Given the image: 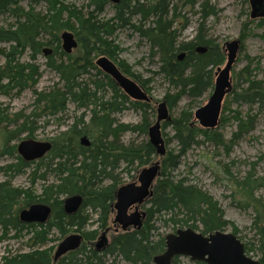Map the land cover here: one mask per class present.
<instances>
[{
  "label": "trees",
  "instance_id": "obj_1",
  "mask_svg": "<svg viewBox=\"0 0 264 264\" xmlns=\"http://www.w3.org/2000/svg\"><path fill=\"white\" fill-rule=\"evenodd\" d=\"M84 1L86 6L79 8L61 0H0V14H9L15 20L11 27L0 28V44L10 46L0 49V57L4 58L0 66V97L15 98L30 90L34 99L29 113L10 114L0 103V141L4 145L0 157L13 158L12 163L0 167L8 179L0 183V244L9 239L11 233H14L13 239L21 238L24 233L30 236L29 252L12 256L7 252L0 264H156L155 257L163 255L167 249L168 236L158 234L156 218L173 227V232L190 228L209 235L231 228L240 239L239 229L224 219L219 202L188 179L176 178L174 172L193 147L214 145L230 157L239 141L253 132L258 115L252 112L253 107L264 111V79L255 76L251 67L253 59H248L246 68L234 75L236 83L232 76L233 90L227 98L232 95L234 104L247 105L250 111L242 116L239 111L228 108L225 101L219 127L230 121L237 125L227 141L219 128L209 131L201 127L195 121L194 111L200 98L209 92L212 95L218 68L227 61L225 47L208 37L206 23L218 16L217 6L209 0ZM24 4L28 5L27 9ZM43 4L45 10L37 11L36 8ZM110 4L114 13L106 19L103 16ZM197 5L196 13L201 18L196 36L183 41L182 35L190 24L183 12L188 9L194 12ZM258 27L264 29V18L259 19ZM120 30L133 31L140 40L146 41L151 51L150 60L158 61V74L169 85L163 101L171 114V120L162 125L165 130L171 127L175 135L166 138V144L176 141L179 151L169 149L160 158V176L146 205L143 227L118 232L108 248L99 252L91 244L97 240L99 230L109 226L117 190L123 186V174L131 175L157 157L150 140L124 142L125 134H148L154 105L132 100L96 63L99 57L108 58L151 96V82L142 80L120 58L123 51L115 38ZM66 31L73 33L79 43L77 56L64 52L61 37ZM197 47L206 48L207 52L199 53ZM45 49H51L52 54L44 55ZM43 55L45 66L60 77V84L47 91L36 88L41 79L37 59ZM25 56L30 60L24 61ZM184 99L189 103L176 116L173 112ZM70 104L79 112L72 124L50 139L53 144L50 154L27 163L18 153V141L23 137L35 140L39 122L66 113ZM127 109L141 113L142 122L135 126L121 123L117 115ZM228 112L235 115L230 118ZM82 137L91 141L90 147L81 144ZM207 159L210 160V156ZM234 164L212 163L210 166L230 183L238 207L255 212L251 229L257 232L258 245L252 247L244 243L245 251L248 256L258 254V261L264 264V177L255 174V164L245 177H236L232 173ZM30 169V188L13 186L14 178ZM41 169L44 171L39 175ZM51 175L56 180L48 183ZM39 180L45 182L41 195L35 192ZM73 195L83 198V207L68 215L63 203L66 197ZM42 203L52 208L48 222L26 224L19 218L22 210ZM89 211L98 215L99 227L95 231H86L93 219ZM55 230L62 237L71 231L81 233L84 243L76 252L55 261L54 249H43L53 242L51 236ZM172 264L187 263L183 257H176ZM188 264L208 263L190 260Z\"/></svg>",
  "mask_w": 264,
  "mask_h": 264
},
{
  "label": "rangeland",
  "instance_id": "obj_2",
  "mask_svg": "<svg viewBox=\"0 0 264 264\" xmlns=\"http://www.w3.org/2000/svg\"><path fill=\"white\" fill-rule=\"evenodd\" d=\"M66 3V5L77 6L79 8L85 7L86 2L84 0H61ZM141 2L147 0H139ZM211 4L217 6L219 9L218 16L216 18H211L207 21L206 26L208 28V37L214 39V41L218 42L221 47H224L226 43L234 40H242L241 46L244 48L241 49L238 60L234 65V69L232 71V76L235 79L234 83H236V78L234 75L240 73V71L249 64L248 59H253V64L251 65L255 76L258 79H264V29L258 27L259 20H254L251 18V4L250 2L246 3V0H209ZM24 8H28L27 4H24ZM199 5L196 6L194 12H190L185 10L183 15L190 19V24L188 28L182 35L183 41L192 40L196 36V32L198 29V24L200 23L201 16L196 13L198 11ZM106 13L104 14V18L108 19L113 16L112 4L108 5L106 8ZM37 11L43 12L45 10V5L38 6L36 8ZM15 22L14 18L10 17L9 14H0V28L6 27L9 28ZM116 41L122 48L121 59L125 60L132 68L133 71L139 75L142 80H148L151 82L150 84V93L151 103L155 107V113H153L154 117L151 118L150 125L155 124L157 118V106L158 103L163 101L169 91V85L163 78L158 74V61L150 60V50L149 45L146 41L140 40L139 36L133 31L129 30H120L116 35ZM9 48V45L0 44V49ZM74 56L78 55V51L75 50L72 53ZM30 58L28 56L24 57V61H29ZM4 63V58L0 57V66ZM45 56H40L37 59V65L41 67V79L37 84L36 88L39 91H47L52 88L54 85L60 84V77L56 75L54 72L50 71L46 66ZM223 66V65H222ZM210 92L206 94L202 98L199 99L197 104L198 110L200 107L205 106L209 101ZM233 96L227 98L225 101L226 106L232 111H239L242 116L246 115L250 110L247 105H238L234 104L232 100ZM0 103L2 105L1 108H7L10 114H16L21 111H25L29 113L32 110V105L34 103L32 91L27 90L22 93L20 96L15 98H7L0 97ZM189 103L188 99H184L180 102L179 107L174 110L173 114L178 115L179 111L182 108H185ZM68 110L66 113L59 115L57 118L48 117L46 120L42 119L39 122L38 132L36 133L35 141L39 142H49L51 138H54L60 134L61 131L66 130L67 126H70L74 121V117L79 114L77 112L76 107L73 105L68 106ZM258 106H254L252 112L257 115V123L254 127V130L251 134L247 135L243 138L242 141H239L238 145L235 146L233 153L230 157L225 155L223 149H218L214 145H203L201 147H193L190 151L187 152L185 157L182 159V164L180 168L174 172V176L176 178H186L191 184L196 185L198 188L205 190L215 198L219 204L221 209L224 211V219L230 221L237 229H239V237L243 241V243L247 245H251L252 247H257L258 240L256 239V230L251 229L253 225V220L255 216V212L252 209H248L244 211L243 209L238 207V203L234 202V198L232 197L233 189L229 185L230 183L223 178V176L219 175L215 167H211L212 163H222L225 165H229L232 162H235V166L232 170V173L236 177H245V174L250 171L255 164V174L264 177V111H259ZM234 112H228L227 116L232 118L235 115ZM63 119L62 121L60 120ZM118 120L121 123H126L130 125H138L142 122L141 113L137 112L133 109L124 110L123 113L117 115ZM60 121L62 126L60 125ZM236 122H229L224 127H219V132L225 135L226 140L228 141L232 136L233 132L236 131ZM162 135L164 136L165 146L167 151L174 150L176 152L179 151V146L176 141H171L169 144H166V138H173L174 131L171 127H168L166 130L162 127ZM28 140L24 138L18 141V144L21 141ZM150 140V137L144 134H125L124 142L131 143H143ZM4 148L3 143L0 141V151ZM210 156V160L207 157ZM161 157L155 156L154 160L148 164V166L139 168L136 172L129 174H123L122 180L123 186L127 184H131L134 182H138L137 177L145 168L151 166V164L160 161ZM13 158L10 156L0 157V167H5L7 164L12 163ZM30 169L23 175H19V177L14 178L12 181L13 186L17 188L28 189L31 186L30 182ZM44 169H41L38 173L39 175L43 173ZM7 177L3 175V172L0 171V183L7 181ZM56 178L54 175L49 177L48 183L55 182ZM47 183V182H46ZM45 182L43 180L37 181L35 184V192L37 195H41L42 188ZM67 198V197H66ZM65 198V199H66ZM147 206L142 208L145 211ZM93 219L89 222L86 227V231H95L99 227L96 223L98 219V215L93 214L91 211L87 212ZM113 216H111L110 220H112ZM155 225L157 227L158 234H163L165 236L174 233L173 227L166 226L165 223L156 218ZM109 226L113 227V224L109 223ZM85 231V232H86ZM105 231L99 230L97 240H95L91 247L95 248L101 234ZM226 231L232 233L233 230L231 228H226ZM121 232V231H119ZM74 234L73 231L69 232L66 236ZM81 234V233H79ZM115 231H110L108 233V238L111 241L112 237L117 235ZM11 233L9 239L2 242L0 244V262L1 258L5 255H8L7 252L12 254H22V252H29V248L27 246L29 242L30 236L28 233L22 234L21 238L13 239ZM82 235V234H81ZM65 236V237H66ZM62 237L57 230L54 231L51 236L53 242L48 243L44 248H53V255H55L57 246L65 239ZM258 254L253 253L250 255L255 260H258ZM183 260L188 264L189 259L183 258ZM120 264H125L120 262Z\"/></svg>",
  "mask_w": 264,
  "mask_h": 264
},
{
  "label": "water",
  "instance_id": "obj_3",
  "mask_svg": "<svg viewBox=\"0 0 264 264\" xmlns=\"http://www.w3.org/2000/svg\"><path fill=\"white\" fill-rule=\"evenodd\" d=\"M118 1V0H115ZM251 4V18L259 20L264 18V0H249ZM1 4V3H0ZM64 52L73 53L78 49L79 43L75 35L66 31L61 37ZM226 50L227 61L223 67H219L216 73V81L214 91L209 97V102L195 111V121L199 123L205 130H216L221 125L220 119L224 100L232 92L233 67L238 60V55L242 49L241 40L229 41L224 45ZM199 53H206L207 49L197 47ZM50 49L44 50V55L49 56ZM97 65L106 73L112 76L113 80L118 84L120 89L128 94L135 101L151 102L148 93L121 72L117 65L106 57H99L96 61ZM157 118L155 124L149 128L148 136L150 143L156 149L157 156L166 155L164 136L162 135L163 123L171 120L168 104L161 101L157 106ZM81 144L89 147L91 142L87 137H82ZM52 143L37 142L32 139L21 141L18 145V153L27 162L38 160L49 153ZM160 161L153 163L150 167L145 168L139 175L140 185L131 183L118 189L115 208L118 210L115 223L121 225V229L125 232L131 227L140 229L143 227V221L147 216L146 212L140 211L139 206L144 204L149 197L153 195L151 190L154 181L160 176ZM83 198L79 195H73L64 201V208L68 215H73L82 207ZM135 206V211L131 214L129 210ZM51 208L45 204H33L31 208L22 210L19 218L26 224H40L48 222L51 215ZM100 241L97 243V250H103L107 244V235L103 233ZM84 238L78 234H71L57 246L54 255L55 261L60 260L67 253L74 252L80 248ZM167 249L163 255L156 256L154 261L156 264H172L176 257H188L191 261H201L208 264H261L245 251V245L233 233L216 231L209 235H203L198 231L190 228L177 230L166 238Z\"/></svg>",
  "mask_w": 264,
  "mask_h": 264
},
{
  "label": "flooded vegetation",
  "instance_id": "obj_4",
  "mask_svg": "<svg viewBox=\"0 0 264 264\" xmlns=\"http://www.w3.org/2000/svg\"><path fill=\"white\" fill-rule=\"evenodd\" d=\"M50 50H51V49H50ZM43 53H44V52H43ZM51 54H52V50H51ZM51 54H50V55H51ZM49 141H50V140H49ZM50 142L52 143V141H50ZM90 142H91V141H90ZM52 145H53V144H52ZM90 146H91V145H90ZM90 146H89V147H90ZM51 149H52V148H51ZM51 149H50V151H51ZM50 151H49L48 154H50ZM48 154H46L45 156H47ZM45 156H43V157H41V158H39V159H42V158H44ZM39 159H38V160H34V161H29V162L39 161ZM26 162H27V161H26ZM29 162H27V163H29ZM155 163H156V162H155ZM151 165H152V164H151ZM160 168H161V164H160ZM139 175H140V174H138V177H137L138 182H134V184H137V185H140V184H141V182H140V180H139ZM157 181H158V180L154 181V183H153V185H152V187H151V188H152L151 190H153V188H154V186H155V184H156ZM121 187H122V186H121ZM121 187H120V188H121ZM117 191H118V190H117ZM153 191H154V190H153ZM117 193H118V192H117ZM152 196H153V195H152ZM152 196H151V197H152ZM151 197H149V199H150ZM116 198H117V196H116ZM66 199H67V198H66ZM149 199H147L146 202H145L144 204H142V205L139 206V210H140V211H143L142 208L145 207V205H147V203L149 202ZM116 200H117V199H116ZM116 200H115V202H114L113 209H112V213H111L112 216H113V218H112V220H110L111 223L113 224V227L108 226L107 229H105V231L103 232V233H105V234L107 235V244H106V247H105L103 250H97V247H96L97 244L95 245L96 250L99 251V252H102V251H104L106 248H108V245H109V243H110V240H109V238H108V233H109L110 231L113 230V231H115V233H118L119 231H123V230L121 229V225L115 223L116 216H118V210L115 208ZM64 201H65V200H64ZM45 205H46V204H45ZM63 205H64V203H63ZM47 206H48V205H47ZM64 206H65V205H64ZM49 207H50V206H49ZM82 207H83V205H82ZM82 207H81V208H82ZM50 208H51V207H50ZM81 208H80V209H81ZM64 209H65V208H64ZM51 210H52V208H51ZM79 211H80V210H79ZM134 211H135V206L132 207V208L129 210L128 213L131 214V213L134 212ZM65 212H66V211H65ZM143 212H146V211H143ZM76 213H77V212H76ZM146 213H147V212H146ZM51 214H52V212H51ZM66 214H67V213H66ZM50 216H51V215H50ZM51 217H52V216H51ZM51 217H50V218H51ZM146 217H147V216H146ZM49 220H50V219H49ZM49 220H48V221H49ZM145 220H146V218L144 219V221H145ZM144 221H143V223H144ZM109 223H110V222H109ZM143 225H144V224H143ZM131 229H134V228L131 227L129 230H131ZM140 229H141V228H140ZM140 229H134V230H140ZM129 230H128V231H129ZM123 232H124V231H123ZM125 232H127V231H125ZM103 233H102V234H103ZM174 233H175V232H174ZM74 234H75V233H74ZM78 234H79V233H78ZM102 234H101V235H102ZM80 235H81V234H80ZM81 236H82V235H81ZM82 237H83V236H82ZM101 237H102V236H100L98 242L100 241ZM83 238H84V237H83ZM98 242H97V243H98ZM83 243H84V242H83ZM83 243H82V245H83ZM82 245H81V246H82ZM81 246H80V248H81ZM80 248H79V249H80ZM79 249H77V250H79ZM77 250H76V251H77ZM76 251H74V252H76ZM70 253H72V252H70ZM67 254H68V253H67ZM67 254H66V255H67Z\"/></svg>",
  "mask_w": 264,
  "mask_h": 264
}]
</instances>
